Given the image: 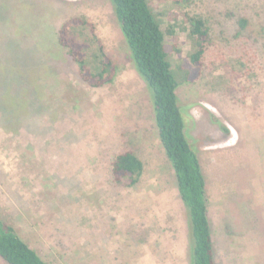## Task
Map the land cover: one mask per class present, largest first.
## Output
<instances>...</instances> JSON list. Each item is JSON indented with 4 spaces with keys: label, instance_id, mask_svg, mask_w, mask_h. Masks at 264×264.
I'll return each mask as SVG.
<instances>
[{
    "label": "rangeland",
    "instance_id": "1",
    "mask_svg": "<svg viewBox=\"0 0 264 264\" xmlns=\"http://www.w3.org/2000/svg\"><path fill=\"white\" fill-rule=\"evenodd\" d=\"M151 5L177 24L176 59L191 49L185 14L211 27L204 68L178 95L191 105L217 264H264V0ZM78 17L116 61L113 82H85L60 43ZM130 53L112 0H0V217L49 264H191L176 172ZM125 149L144 162L134 186L112 176Z\"/></svg>",
    "mask_w": 264,
    "mask_h": 264
},
{
    "label": "trees",
    "instance_id": "2",
    "mask_svg": "<svg viewBox=\"0 0 264 264\" xmlns=\"http://www.w3.org/2000/svg\"><path fill=\"white\" fill-rule=\"evenodd\" d=\"M112 3L131 59L151 92L159 138L176 172L189 223L191 264H217L207 179L192 138L191 105L183 103L178 95L181 83L192 81L194 72L204 68L211 27L203 16L185 14L184 22L188 25L184 23L182 28L188 32L191 49L186 58L176 59L168 46V37L175 34L177 24L166 26L164 10L156 11L151 0H112ZM240 23L244 28L247 21L242 19ZM76 27L81 39L72 36ZM59 41L79 64L85 82L103 86L115 80L118 65L96 34L93 22L83 17L65 22ZM223 129L229 133L227 127ZM143 172L144 162L133 149L123 150L112 161V176L124 185L138 184ZM0 256L8 264H49L13 224L1 217Z\"/></svg>",
    "mask_w": 264,
    "mask_h": 264
}]
</instances>
